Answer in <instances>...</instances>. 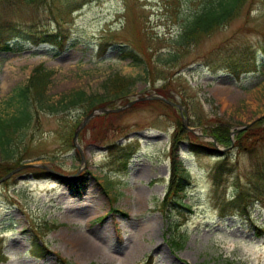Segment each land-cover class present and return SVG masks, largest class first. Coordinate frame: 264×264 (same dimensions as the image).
<instances>
[{
  "label": "rangeland",
  "instance_id": "374dc122",
  "mask_svg": "<svg viewBox=\"0 0 264 264\" xmlns=\"http://www.w3.org/2000/svg\"><path fill=\"white\" fill-rule=\"evenodd\" d=\"M202 1L54 0L52 12L58 16V7L70 8L64 18L68 36L64 50L22 40L12 51H0L4 118L19 105L14 90L27 84L37 65L52 71L46 103L57 104L59 112L34 108L22 163L44 164L64 176L37 178L22 169L7 184L0 183V251L6 255L0 264H59L56 255L73 264H264V204H255L242 215L221 217L209 178L220 156L193 154L185 139L176 147L175 158L181 153L188 171L184 203L191 211H185L183 246L170 247L160 206L170 174L171 140L178 127L172 108L142 100L145 103L135 101L109 112L103 122L91 119L79 131L84 162L60 133L68 119L84 118L81 103H68L71 96L81 90L101 94L115 75L131 83L125 95L110 102L112 107L125 106L169 84V95L184 106L187 126L196 133L189 132L199 141L209 140L206 131L219 121L236 130L248 124L254 128L257 120H263L264 128V0H247L236 18L183 51L178 63L184 65L156 63V55L171 49L166 38L179 32L183 19ZM11 4L0 0V16L19 26L37 22L54 29L53 16L42 7ZM243 44L254 51L256 71L236 78L209 64L218 47ZM131 50L141 58L150 57L149 71L144 62L123 57ZM130 140L139 146L128 173L110 171L106 145ZM227 157L233 174L220 189L225 199L234 189L233 177L243 176L249 166L248 154L239 146L230 148ZM112 207L128 216L111 211ZM44 220L56 227L43 236L50 253L37 257L29 252L31 229Z\"/></svg>",
  "mask_w": 264,
  "mask_h": 264
},
{
  "label": "trees",
  "instance_id": "16d2710c",
  "mask_svg": "<svg viewBox=\"0 0 264 264\" xmlns=\"http://www.w3.org/2000/svg\"><path fill=\"white\" fill-rule=\"evenodd\" d=\"M5 1V0H2ZM13 6H28L39 9L42 7L45 13L48 12L53 16L55 23L54 29L44 28L33 22L28 26H19L17 22L0 16V51H12L19 41L25 40L34 45L50 44L61 49L67 40L65 33V17L69 13L70 8L58 7L56 12H52L54 0H10ZM247 0H203V4L198 11L186 16L183 19L180 31L166 38L171 45V49L165 54L155 56L156 63H160L167 67H177L180 56L183 51L193 48L202 40L217 29L227 25L231 20L236 18L244 8ZM60 17V18H59ZM158 37V36H156ZM138 53V52H137ZM139 54V53H138ZM138 54L131 51L123 53L124 58L145 63H150V57L141 58ZM209 64L216 68H224L234 76L238 77L241 73L250 72L257 68L256 60L249 45L231 46L229 48L218 47L214 51L213 57L208 60ZM184 65V64H182ZM180 65V66H182ZM148 70V66H147ZM149 71V70H148ZM52 72L46 70L42 64L37 65L27 84L14 90L13 97L18 98L19 105L9 117L0 116V178L6 175L14 167L23 163L22 153L28 149L26 146L28 140L26 135L29 126L34 122L35 107H47L51 113L59 112L57 104H47L46 91L50 83ZM111 78L106 82L103 93L87 94L85 91L75 92L68 102L70 105L81 103L84 107L83 114L89 113L92 109L102 107L126 94L131 81L122 77ZM116 78V79H115ZM130 87V86H129ZM166 87H170L168 84ZM167 90V89H166ZM160 92L169 97L164 87L160 88ZM151 101H147L150 103ZM145 103L139 101L136 105ZM159 103V102H158ZM163 104V103H162ZM165 105V104H164ZM166 107L170 108L168 105ZM177 118L178 127L175 128L171 140V174L166 194L161 201L160 211L167 221V233L169 245L171 248L180 249L185 240V233L182 231L183 221L185 220V211L191 210L189 205L183 202L185 191L189 184L187 170L184 169L183 160L175 158L176 147L179 142L185 139L187 148L195 154H222L221 158L213 165L210 170V179L212 181L214 196L216 197V205L220 214L227 213L245 214L247 209L253 204H264V128L260 125L263 120H257L254 128L240 130L234 137L233 146H239L241 152L248 154L249 166L243 176L236 174L233 177L234 189L231 197L224 201L219 197L220 189L224 180L233 174V164L227 157L226 153L218 151L213 142H201L193 133L182 127L180 117L174 113ZM108 115V114H107ZM107 115H101L94 118L91 122L104 121ZM79 121L68 119L62 125L60 131L61 137L66 139L69 148H73L72 136ZM207 134L213 136L219 145L229 148L232 144L230 136L231 126L229 123L219 121L212 127L208 128ZM80 137H83L81 133ZM248 140H251L250 142ZM107 161L106 166L113 172L126 173L128 164L132 155L136 152L138 144L136 142H127L124 144L110 143L106 145ZM37 178L49 177L51 174L40 167L26 168ZM241 177L244 180H241ZM8 181L5 182L7 184ZM170 207L167 211L166 206ZM112 211H117L112 208ZM126 215L125 213H122ZM56 227L44 220L41 225L31 229V253L38 257L46 256L50 253L43 240V236L49 229ZM59 264H73L65 258L56 255ZM5 259V255L0 251V261Z\"/></svg>",
  "mask_w": 264,
  "mask_h": 264
},
{
  "label": "water",
  "instance_id": "95a60500",
  "mask_svg": "<svg viewBox=\"0 0 264 264\" xmlns=\"http://www.w3.org/2000/svg\"><path fill=\"white\" fill-rule=\"evenodd\" d=\"M168 103H171V102H169V101H167ZM129 104H131V103H129ZM172 105H173V103H171ZM178 106V108H180L181 109V106L180 105H177ZM122 108H118V109H114L113 111H119V110H121ZM100 111H102V112H106L107 111V109H104V108H101L100 109ZM95 114H97V112L96 111H93V112H91L90 114H88L86 117H85V119L83 120V122L80 124V126H79V128L75 131V134H74V137H73V141H74V144L77 146V148L80 150V147H79V145L77 144V135H78V132L80 131V129L87 123V121L91 118V117H93ZM184 126H186V122L184 121ZM82 160H83V158H82ZM28 166H34L33 164H26V165H24V166H21V167H19V168H17V169H15V170H13L11 173H9L8 175H6L5 177H3V178H1L0 179V182L1 181H3V180H5L6 178H8L11 174H13L14 172H16V171H18V170H20L21 168H23V167H28ZM42 167H44V166H42ZM51 171V170H50Z\"/></svg>",
  "mask_w": 264,
  "mask_h": 264
},
{
  "label": "bare ground",
  "instance_id": "6f19581e",
  "mask_svg": "<svg viewBox=\"0 0 264 264\" xmlns=\"http://www.w3.org/2000/svg\"><path fill=\"white\" fill-rule=\"evenodd\" d=\"M141 202H142L141 200L138 201V203H141ZM69 240H70V238H69Z\"/></svg>",
  "mask_w": 264,
  "mask_h": 264
}]
</instances>
